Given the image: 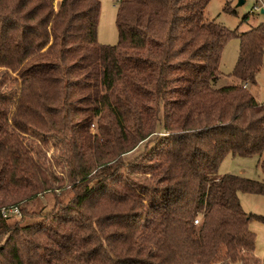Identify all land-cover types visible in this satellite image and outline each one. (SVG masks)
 Instances as JSON below:
<instances>
[{"label": "trees", "instance_id": "trees-1", "mask_svg": "<svg viewBox=\"0 0 264 264\" xmlns=\"http://www.w3.org/2000/svg\"><path fill=\"white\" fill-rule=\"evenodd\" d=\"M209 1L119 0V40L103 43L101 0H0V69L19 85L0 90V207L21 210L0 214V264L264 263L250 227L264 215L240 197L264 180L218 171L229 153L258 154L264 170V101L250 89L264 20L230 28L206 17ZM31 110L56 158L17 120ZM50 192L48 209L28 210Z\"/></svg>", "mask_w": 264, "mask_h": 264}, {"label": "rangeland", "instance_id": "rangeland-1", "mask_svg": "<svg viewBox=\"0 0 264 264\" xmlns=\"http://www.w3.org/2000/svg\"><path fill=\"white\" fill-rule=\"evenodd\" d=\"M227 2L230 3L232 11L224 9ZM238 2L239 0H210L205 8V15L207 18L215 19L216 21L226 24L230 28L238 27V30L241 31L247 30L264 20V12L262 11L263 6L254 8L257 0H244L241 4H238ZM101 3L98 40L103 43H116L119 40V30L117 26L119 0H101ZM240 42L238 36H233L226 43L220 64L223 73L228 74L233 71L239 54ZM13 76L14 74L10 73L8 70L0 69V90H6V92L17 90L19 85L16 81L12 80ZM256 80L257 82L255 84L250 85V89L258 100L264 101V54L263 66L258 71ZM222 81H225V78H223ZM18 96L17 94L14 97V102H16ZM16 110L18 109L14 106L13 111ZM17 120L21 122L20 124L23 125L28 132L37 134L44 146L49 149L51 155L53 154L55 158L59 156L58 147L54 145L57 141L53 138L52 134L49 133L45 121L40 118L38 114L33 111L30 113H21V116H18ZM258 159V154L234 155L229 153V155L225 156L222 160L218 171L221 174L232 172L264 180V170L259 166ZM68 190L63 193V198H67L72 194V192H68ZM242 194V205L247 211L264 215V194L251 192H242ZM53 202L54 197L50 192L33 199L27 207L29 211L40 210L43 207L48 209ZM19 217L20 215H11L8 217V221H13ZM28 217L29 216L26 215L25 219ZM256 244L260 254L264 255V227L258 228Z\"/></svg>", "mask_w": 264, "mask_h": 264}, {"label": "built area", "instance_id": "built-area-1", "mask_svg": "<svg viewBox=\"0 0 264 264\" xmlns=\"http://www.w3.org/2000/svg\"><path fill=\"white\" fill-rule=\"evenodd\" d=\"M259 6H256V8ZM0 214L5 217H10L11 215L19 216L21 215V210L17 204H9L0 207ZM198 221V219H196ZM234 264H243L242 262H237Z\"/></svg>", "mask_w": 264, "mask_h": 264}, {"label": "crops", "instance_id": "crops-1", "mask_svg": "<svg viewBox=\"0 0 264 264\" xmlns=\"http://www.w3.org/2000/svg\"><path fill=\"white\" fill-rule=\"evenodd\" d=\"M264 12V11H263ZM229 155V154H228ZM244 193V192H243ZM242 192L240 193V197H241V201H242V203H243V200H242ZM264 225V222H262V221H259V220H257V219H254L251 223H250V227H251V229L252 230H254L255 232H256V234H257V232H258V228L259 227H264L263 226ZM255 255H256V257L257 258H259L261 261H264V255H261L260 254V252H259V250H258V248H257V244H256V247H255Z\"/></svg>", "mask_w": 264, "mask_h": 264}, {"label": "water", "instance_id": "water-1", "mask_svg": "<svg viewBox=\"0 0 264 264\" xmlns=\"http://www.w3.org/2000/svg\"><path fill=\"white\" fill-rule=\"evenodd\" d=\"M242 2H244V0H239L238 4H241ZM262 11H264V8H262Z\"/></svg>", "mask_w": 264, "mask_h": 264}]
</instances>
